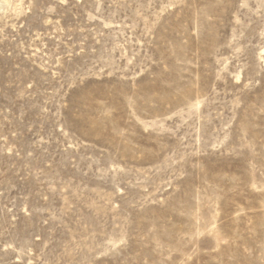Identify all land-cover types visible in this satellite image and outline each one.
I'll return each instance as SVG.
<instances>
[{"label":"rangeland","instance_id":"1","mask_svg":"<svg viewBox=\"0 0 264 264\" xmlns=\"http://www.w3.org/2000/svg\"><path fill=\"white\" fill-rule=\"evenodd\" d=\"M0 264H264V0L0 8Z\"/></svg>","mask_w":264,"mask_h":264},{"label":"bare ground","instance_id":"2","mask_svg":"<svg viewBox=\"0 0 264 264\" xmlns=\"http://www.w3.org/2000/svg\"><path fill=\"white\" fill-rule=\"evenodd\" d=\"M10 2H11V0H0V8H2L5 5H8Z\"/></svg>","mask_w":264,"mask_h":264}]
</instances>
